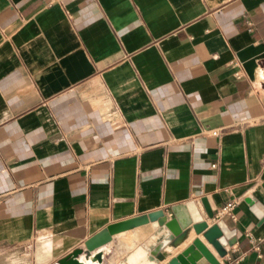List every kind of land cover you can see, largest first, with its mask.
<instances>
[{"label": "crops", "instance_id": "1", "mask_svg": "<svg viewBox=\"0 0 264 264\" xmlns=\"http://www.w3.org/2000/svg\"><path fill=\"white\" fill-rule=\"evenodd\" d=\"M263 182L264 0H0V264H57L156 211L184 232L158 264L194 239L219 264H264L248 202ZM219 220L224 258L192 228ZM163 234L138 226L89 257L128 264Z\"/></svg>", "mask_w": 264, "mask_h": 264}, {"label": "water", "instance_id": "2", "mask_svg": "<svg viewBox=\"0 0 264 264\" xmlns=\"http://www.w3.org/2000/svg\"><path fill=\"white\" fill-rule=\"evenodd\" d=\"M261 194L259 199H249L251 211L261 221H264V182L258 191ZM206 217L210 220L214 219V213L211 211L205 199L201 200ZM151 223L155 229L160 228V232L164 233L160 242L152 249L139 248L129 259L128 264H158L165 260V256L161 253L169 244L182 239L184 232L179 227L175 219L167 220L162 211H156L147 215H141L129 220L121 221L108 225L105 229L88 239L84 243V248L76 249L64 258L60 259L57 264H83L78 258L84 254L85 259L89 258L90 253L99 250L108 244L112 237L122 232L132 230L138 226ZM196 235L202 234V237L208 245H210L218 257L224 258L230 248L236 243L235 231H231L223 220L217 221L214 225L208 227L206 222L193 225ZM101 253L97 252L93 255V259L101 262ZM166 264H219L211 255L204 243L199 239H194L192 244L180 254L167 261Z\"/></svg>", "mask_w": 264, "mask_h": 264}, {"label": "built area", "instance_id": "3", "mask_svg": "<svg viewBox=\"0 0 264 264\" xmlns=\"http://www.w3.org/2000/svg\"><path fill=\"white\" fill-rule=\"evenodd\" d=\"M235 79L239 80L241 78L240 71H237L234 73ZM212 136H216V132H212ZM235 207L234 201H229L226 203L217 213L218 217H233L232 216V210ZM253 250L256 252L258 259H262L264 254V249H262L258 244L253 246Z\"/></svg>", "mask_w": 264, "mask_h": 264}, {"label": "bare ground", "instance_id": "4", "mask_svg": "<svg viewBox=\"0 0 264 264\" xmlns=\"http://www.w3.org/2000/svg\"><path fill=\"white\" fill-rule=\"evenodd\" d=\"M194 213V212H193ZM114 237H116V236H114ZM158 238V237H157ZM118 241V240H117ZM151 244V243H150ZM110 248H112V247H110ZM149 249V248H148ZM110 250V249H109ZM115 251V250H114ZM118 252V251H117ZM106 253V252H105ZM110 253V252H109ZM121 253V252H120ZM94 255V254H93ZM92 255V256H93ZM91 257V256H90ZM87 258V259H84V261H83V264H99V262L97 261V260H94L93 258ZM112 259V258H111ZM107 262V261H106ZM109 262V261H108Z\"/></svg>", "mask_w": 264, "mask_h": 264}]
</instances>
